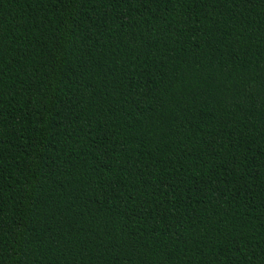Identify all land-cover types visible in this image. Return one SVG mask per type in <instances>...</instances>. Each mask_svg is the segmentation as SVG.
Masks as SVG:
<instances>
[{
	"label": "trees",
	"instance_id": "16d2710c",
	"mask_svg": "<svg viewBox=\"0 0 264 264\" xmlns=\"http://www.w3.org/2000/svg\"><path fill=\"white\" fill-rule=\"evenodd\" d=\"M0 264H264V0H0Z\"/></svg>",
	"mask_w": 264,
	"mask_h": 264
}]
</instances>
